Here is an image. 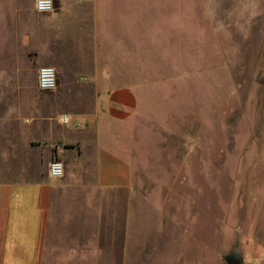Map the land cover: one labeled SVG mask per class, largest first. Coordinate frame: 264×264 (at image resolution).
Instances as JSON below:
<instances>
[{
	"label": "crops",
	"instance_id": "0c3cea01",
	"mask_svg": "<svg viewBox=\"0 0 264 264\" xmlns=\"http://www.w3.org/2000/svg\"><path fill=\"white\" fill-rule=\"evenodd\" d=\"M54 1L48 14L35 0H13L12 17L0 7V264H118L127 222L111 212L130 210L147 161L141 84L158 60L147 49L150 0ZM42 67L56 70L55 90L38 88ZM54 159L62 178L50 177Z\"/></svg>",
	"mask_w": 264,
	"mask_h": 264
},
{
	"label": "rangeland",
	"instance_id": "374dc122",
	"mask_svg": "<svg viewBox=\"0 0 264 264\" xmlns=\"http://www.w3.org/2000/svg\"><path fill=\"white\" fill-rule=\"evenodd\" d=\"M168 3L149 1L147 161L130 210L111 212L127 222L118 264H228L235 248L247 258L264 246V0H175L173 21ZM3 4L12 17L13 0Z\"/></svg>",
	"mask_w": 264,
	"mask_h": 264
},
{
	"label": "built area",
	"instance_id": "2783aa9c",
	"mask_svg": "<svg viewBox=\"0 0 264 264\" xmlns=\"http://www.w3.org/2000/svg\"><path fill=\"white\" fill-rule=\"evenodd\" d=\"M35 7L38 13L48 14L54 11V0H35ZM58 78L56 70L52 67H42L38 70V88L41 91H53L57 88ZM62 124H69V118L64 116ZM51 178L59 179L65 175V166L59 159H54L49 167Z\"/></svg>",
	"mask_w": 264,
	"mask_h": 264
},
{
	"label": "water",
	"instance_id": "95a60500",
	"mask_svg": "<svg viewBox=\"0 0 264 264\" xmlns=\"http://www.w3.org/2000/svg\"><path fill=\"white\" fill-rule=\"evenodd\" d=\"M224 260L228 264H237V262L238 264H243V261L241 260L239 255V250L237 248H235L229 255L225 256Z\"/></svg>",
	"mask_w": 264,
	"mask_h": 264
},
{
	"label": "flooded vegetation",
	"instance_id": "af4514ba",
	"mask_svg": "<svg viewBox=\"0 0 264 264\" xmlns=\"http://www.w3.org/2000/svg\"><path fill=\"white\" fill-rule=\"evenodd\" d=\"M240 261V260H239ZM237 264H238V262H237Z\"/></svg>",
	"mask_w": 264,
	"mask_h": 264
}]
</instances>
